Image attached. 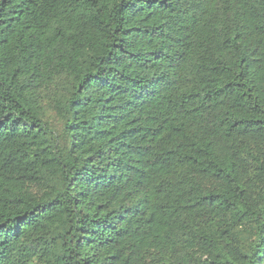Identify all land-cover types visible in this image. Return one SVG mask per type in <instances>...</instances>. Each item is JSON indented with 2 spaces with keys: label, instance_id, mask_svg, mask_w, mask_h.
Masks as SVG:
<instances>
[{
  "label": "trees",
  "instance_id": "16d2710c",
  "mask_svg": "<svg viewBox=\"0 0 264 264\" xmlns=\"http://www.w3.org/2000/svg\"><path fill=\"white\" fill-rule=\"evenodd\" d=\"M0 264H264V0H0Z\"/></svg>",
  "mask_w": 264,
  "mask_h": 264
}]
</instances>
